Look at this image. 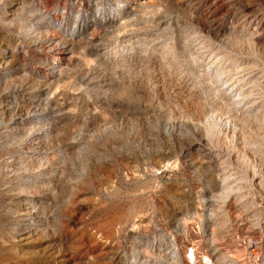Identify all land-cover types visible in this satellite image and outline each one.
I'll return each instance as SVG.
<instances>
[{"label": "rangeland", "instance_id": "rangeland-1", "mask_svg": "<svg viewBox=\"0 0 264 264\" xmlns=\"http://www.w3.org/2000/svg\"><path fill=\"white\" fill-rule=\"evenodd\" d=\"M262 235L264 0H0V264Z\"/></svg>", "mask_w": 264, "mask_h": 264}, {"label": "bare ground", "instance_id": "bare-ground-1", "mask_svg": "<svg viewBox=\"0 0 264 264\" xmlns=\"http://www.w3.org/2000/svg\"><path fill=\"white\" fill-rule=\"evenodd\" d=\"M32 149H33V147H32ZM205 234H204L205 235L204 237L203 236L202 237H198L197 241L200 242V243L203 242L206 238H208L210 236L209 234H211V233H209V234L205 233ZM249 240H250V238H246V239L243 240L244 250L237 258H235L233 261H230V262H229V260H225V261H223L222 264H264V263L261 262V259H260L261 249H262V245L264 243V235H262V239L261 240H258V241H255V242L252 241V240L249 242ZM197 241H195V242H197ZM247 243H249L251 245V246H248V247H252L250 250H248V248H247ZM252 245H254V246H252ZM210 249L213 251V253H212V257H213V254H215L214 250H213V249H215L213 247V243L210 244ZM157 251H160V248H158ZM166 251L169 254L170 251L168 250V247H167ZM216 253H218V252H216ZM220 256L221 255L216 256L214 258H219ZM129 263L130 264H134L132 260L129 261Z\"/></svg>", "mask_w": 264, "mask_h": 264}, {"label": "built area", "instance_id": "built-area-1", "mask_svg": "<svg viewBox=\"0 0 264 264\" xmlns=\"http://www.w3.org/2000/svg\"><path fill=\"white\" fill-rule=\"evenodd\" d=\"M161 173L162 172H159L158 175H160ZM197 252L201 255L200 264H216L217 263V259H219V258L212 257L213 251L211 252L210 256H205L204 254L202 255V253L200 251H197ZM261 255H262V253H261ZM261 255H260V259H261V262L263 263L264 262V256L262 257ZM238 256H233V257L232 256H227V259H225V260H229V262H230V261H233ZM187 258H188L189 263L196 264V260L198 258L196 256L195 250H193L192 247L190 248V250H189V252L187 254Z\"/></svg>", "mask_w": 264, "mask_h": 264}]
</instances>
